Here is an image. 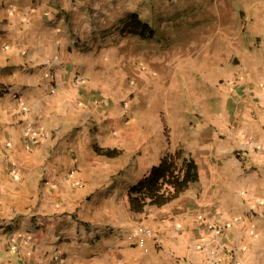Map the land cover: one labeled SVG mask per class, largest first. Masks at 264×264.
<instances>
[{
  "label": "crops",
  "instance_id": "1",
  "mask_svg": "<svg viewBox=\"0 0 264 264\" xmlns=\"http://www.w3.org/2000/svg\"><path fill=\"white\" fill-rule=\"evenodd\" d=\"M146 1L0 0V264H264V43L216 55L192 17L175 44L205 54L170 57ZM131 12L152 39L119 36ZM170 95L202 116L166 121L189 129L169 141ZM178 147L198 181L132 213L131 188ZM137 225L147 251L125 238Z\"/></svg>",
  "mask_w": 264,
  "mask_h": 264
},
{
  "label": "rangeland",
  "instance_id": "2",
  "mask_svg": "<svg viewBox=\"0 0 264 264\" xmlns=\"http://www.w3.org/2000/svg\"><path fill=\"white\" fill-rule=\"evenodd\" d=\"M146 2L147 14L154 15L156 10H160L162 15L164 12L166 13L165 25L167 26L159 32L157 41L163 43L162 49L166 48L164 50L168 52L170 57L182 55L184 58L190 59L198 49L202 54H205L206 47L197 48L189 44L186 48H181L175 44L176 42L179 43L181 31L190 34V26L194 24V22H190L192 17L193 19L198 17L199 34L206 35L205 37L209 36V39L214 40V53L216 55L227 57L229 51H232V45L239 42L242 44L244 40H246L247 47H251V44L259 46L264 43V0H147ZM155 5L158 6L157 9ZM182 9L183 11H181ZM184 11L187 13L180 15ZM120 27L121 24L119 26V36L126 38L127 36L121 34ZM183 27L186 28L183 29ZM202 39L203 43L205 38ZM174 91L178 93V89L175 90L174 88ZM187 100H189L188 96L170 95L167 104L161 103V106L168 112L166 113L163 110L164 112L161 114L163 115V122L166 124L165 132L169 141L174 136L186 135L185 133H188L189 130L180 126L177 127V124L173 128L169 124L172 122L179 123L180 120L184 119L189 120L192 116L197 118L202 116L200 112L199 115L192 112V109H190L192 107L187 106L190 101ZM221 100L222 95L220 94L216 97L219 107L222 106ZM185 107L189 109L187 112H184ZM219 139H222V136L219 135Z\"/></svg>",
  "mask_w": 264,
  "mask_h": 264
},
{
  "label": "trees",
  "instance_id": "3",
  "mask_svg": "<svg viewBox=\"0 0 264 264\" xmlns=\"http://www.w3.org/2000/svg\"><path fill=\"white\" fill-rule=\"evenodd\" d=\"M121 34L124 36L152 39L155 30L144 22L138 13H130L120 21ZM98 154L116 157L120 154L116 149H100ZM199 179L195 160L179 147L175 152L167 154L161 162L153 166L150 173L130 190V210L140 214L147 208L170 202L183 193L191 183Z\"/></svg>",
  "mask_w": 264,
  "mask_h": 264
},
{
  "label": "built area",
  "instance_id": "4",
  "mask_svg": "<svg viewBox=\"0 0 264 264\" xmlns=\"http://www.w3.org/2000/svg\"><path fill=\"white\" fill-rule=\"evenodd\" d=\"M54 78V75L51 76ZM154 236V231L151 227L145 225H137L132 231L125 235L126 240L134 247H139L147 251L146 241Z\"/></svg>",
  "mask_w": 264,
  "mask_h": 264
}]
</instances>
